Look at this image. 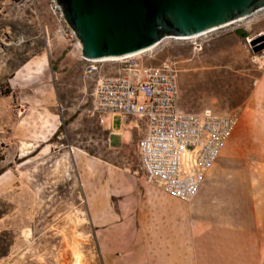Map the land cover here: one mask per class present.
Returning <instances> with one entry per match:
<instances>
[{
	"label": "rangeland",
	"instance_id": "374dc122",
	"mask_svg": "<svg viewBox=\"0 0 264 264\" xmlns=\"http://www.w3.org/2000/svg\"><path fill=\"white\" fill-rule=\"evenodd\" d=\"M262 45L264 8L93 64L60 32L48 0H0V231L13 236L0 264H264V47L253 51ZM135 58L174 62L187 110L238 112L192 200L144 181L135 130L108 144L89 113L92 66L113 72Z\"/></svg>",
	"mask_w": 264,
	"mask_h": 264
},
{
	"label": "built area",
	"instance_id": "2783aa9c",
	"mask_svg": "<svg viewBox=\"0 0 264 264\" xmlns=\"http://www.w3.org/2000/svg\"><path fill=\"white\" fill-rule=\"evenodd\" d=\"M48 9L60 32L75 36L55 0H48ZM177 92L171 67L138 66L130 60L126 73L97 79L89 113L96 115L100 124L113 115L123 120L144 119L145 135L138 145L144 181L157 183L165 193L185 202L195 196L236 128L238 117L229 112L213 113L209 108L197 113L180 111Z\"/></svg>",
	"mask_w": 264,
	"mask_h": 264
},
{
	"label": "water",
	"instance_id": "95a60500",
	"mask_svg": "<svg viewBox=\"0 0 264 264\" xmlns=\"http://www.w3.org/2000/svg\"><path fill=\"white\" fill-rule=\"evenodd\" d=\"M55 1L80 44L81 57L90 60L146 51L165 38L197 36L264 8V0Z\"/></svg>",
	"mask_w": 264,
	"mask_h": 264
},
{
	"label": "crops",
	"instance_id": "0c3cea01",
	"mask_svg": "<svg viewBox=\"0 0 264 264\" xmlns=\"http://www.w3.org/2000/svg\"><path fill=\"white\" fill-rule=\"evenodd\" d=\"M258 12V11H257ZM256 13V12H255ZM254 13V14H255ZM254 14H252L251 16H253ZM250 16V17H251ZM249 17V16H248ZM247 18V17H246ZM244 18V19H246ZM243 20V19H242ZM166 39V38H165ZM164 40V39H163ZM162 40V41H163ZM160 41V42H162ZM159 42V43H160ZM158 43V44H159ZM158 44H156L154 47H152L151 49H149L148 51L144 52V53H147L151 50H153ZM143 53V54H144ZM142 54V53H141ZM140 55V54H139ZM137 56V55H136ZM135 57V56H133ZM80 58L85 60L83 57H81L80 55ZM87 61V60H85ZM133 61L135 63L138 64V66H169L173 69L174 71V77H175V80H176V83H177V88H178V92H177V99H176V103H177V107L180 111H183V112H187V113H193L194 111L193 110H187L183 104L181 103L180 101V95H179V92H180V88H179V84H178V81H177V74H178V70L175 68L174 66V62H170V61H166V62H162V63H159V64H156V65H153V64H147V63H144L143 60L141 58H135L133 59ZM87 62H90V61H87ZM102 62H106V61H102ZM102 62H90V63H102ZM111 62H117V61H111ZM128 65H129V61H126L124 63V65H117L116 67H113V69L115 71L113 72H110V71H106L105 69L99 67V70H97V68L94 66H92L93 69H96L94 72H90L89 71V74L91 75H96V81L99 77H104V76H107V77H114V76H119V75H122L124 73L127 72V68H128ZM96 84V82H95ZM94 88H95V85H94ZM211 109V111L213 113H223V112H229V113H234L237 115L238 119H239V115H238V112L237 110H224V111H215L213 110L211 107H205V108H202L201 110H204V109ZM201 110H198L194 113H197V112H200ZM119 118L120 121H121V125L119 126V128H114L113 127V122H114V119L115 118ZM238 124V123H237ZM103 128L105 129V132L107 133V143H112L113 142V138L116 137L118 138V143L119 142H122V137L126 140L128 139V137L131 135V132L132 131H136L137 135H138V139H137V143H135V153H136V157H137V166H138V169L139 171L140 170V164H139V161H140V157H139V152H138V145L139 143H141L144 135H145V121L144 119H142L141 117H128L126 119L123 120V118L121 116H118V115H113V116H110L106 119V122L102 124ZM230 140V138L228 139ZM228 140L226 142V144L222 147L221 149V152L217 158V160L215 161V163H213V165L211 166V168L208 169V171L205 173V176L203 178V180H201V183L199 185V188L195 194V196L197 195V193L199 192V190L201 189V187L204 185L205 181H207L209 175L212 174V172L214 171L215 169V166H216V163H218L220 157H221V154H222V151L224 150V147L227 145L228 143ZM163 191V190H162ZM164 192V191H163ZM165 193V192H164ZM166 195L170 196L171 198H174V196L172 195H169L167 193H165ZM194 196V197H195ZM193 197V198H194ZM191 198V200L193 199ZM175 199V198H174ZM177 200V199H175Z\"/></svg>",
	"mask_w": 264,
	"mask_h": 264
},
{
	"label": "trees",
	"instance_id": "16d2710c",
	"mask_svg": "<svg viewBox=\"0 0 264 264\" xmlns=\"http://www.w3.org/2000/svg\"><path fill=\"white\" fill-rule=\"evenodd\" d=\"M1 175V173H0ZM4 203L0 202V219L5 215ZM13 236L8 230L0 231V260L7 256L10 245H12Z\"/></svg>",
	"mask_w": 264,
	"mask_h": 264
},
{
	"label": "bare ground",
	"instance_id": "6f19581e",
	"mask_svg": "<svg viewBox=\"0 0 264 264\" xmlns=\"http://www.w3.org/2000/svg\"><path fill=\"white\" fill-rule=\"evenodd\" d=\"M254 14V13H253ZM250 16V15H249ZM242 19H244V18H242ZM239 20H241V19H239ZM239 20H237V21H239ZM236 21V22H237ZM235 23V22H234ZM233 24V23H232ZM206 33V32H205ZM204 33H202V34H200V35H194V36H191V37H188V38H179V37H171V38H173V39H179V40H184V39H191V38H194V37H199V36H202ZM151 49V48H150ZM149 50V49H148ZM148 50H146V51H148ZM146 51H140V52H138V53H135V54H131V55H127V56H125V55H123V56H120V57H115V58H102V59H99V60H90V59H86V58H84L85 60H87V61H90V62H102V61H107V62H111V61H118V60H121V59H123V58H130V57H133V56H136V55H139V54H141V53H144V52H146Z\"/></svg>",
	"mask_w": 264,
	"mask_h": 264
}]
</instances>
